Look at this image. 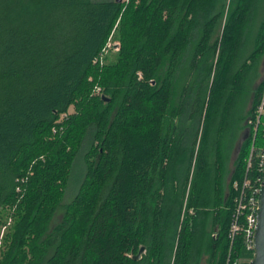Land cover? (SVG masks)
Masks as SVG:
<instances>
[{
	"label": "trees",
	"instance_id": "trees-1",
	"mask_svg": "<svg viewBox=\"0 0 264 264\" xmlns=\"http://www.w3.org/2000/svg\"><path fill=\"white\" fill-rule=\"evenodd\" d=\"M116 23L130 61L122 83L119 64L93 63ZM262 55L264 0H0V229L11 221L0 264H249L243 231L229 232L234 182L256 173L248 119L262 81L246 115L236 107ZM236 121L248 135L224 195ZM51 131L63 138L39 161Z\"/></svg>",
	"mask_w": 264,
	"mask_h": 264
},
{
	"label": "rangeland",
	"instance_id": "rangeland-1",
	"mask_svg": "<svg viewBox=\"0 0 264 264\" xmlns=\"http://www.w3.org/2000/svg\"><path fill=\"white\" fill-rule=\"evenodd\" d=\"M129 0H123V2L127 3ZM137 1V0H136ZM137 3V2H136ZM225 13L223 17L221 18L220 21V26L218 27L216 34H221L222 33V29H223V25L225 23ZM126 30L125 28H121L117 23L115 24V26L113 27L109 37L106 40V43L104 45V47L102 48V50L100 51V53L94 58L93 63L98 65V66H103L105 64H119L121 68L118 69V71L114 74V80H118V83H122L125 79V77L127 76V72L129 71L128 69V64H129V60H127L128 56H127V45H123L125 42H127V36L125 34ZM138 77H141L143 72L142 70H139L136 72ZM135 74V75H136ZM264 73L262 72V57H260V60L257 61L255 67L253 68L252 72H251V81L249 84V88L248 90L245 92L244 96H243V101H242V105H238L237 108V112L236 115L241 116V114L243 116L246 115L247 110L250 106V93L252 90V87L255 86V84L258 82V80L262 77ZM161 77H156V81L159 83V81ZM155 83V81H154ZM92 93L98 95V96H103L106 95L102 92V88L101 86L99 87V85H97V83H95L93 89H92ZM107 96H111L110 94H107ZM74 111V106H70L68 109V112L71 113ZM63 118V115L60 116L59 121ZM237 124V125H236ZM240 124V126H239ZM235 126H237V140L235 141V144H233V147L230 149V151L227 153V151H225V154L227 153V155H229L225 161H224V195H226V192L228 191V182L230 180V177L234 171V163L235 160L238 156V151L240 149V147H238V141L242 136V132H243V128H244V123L241 122H235ZM62 129V128H61ZM60 129V131H61ZM59 131V134H61ZM239 133V135H238ZM56 135V133L54 131L48 132L47 135H45V140L47 141V143H51V145L49 147H47L46 149H44V151L41 153L39 161L40 160H44L45 158H47V155L49 156L51 153L54 152V148L56 147V141H60L62 140V136L60 135ZM63 134V133H62ZM236 139V138H235ZM74 139H70V141H68L67 145L65 144V149L68 150L71 145L73 144ZM257 145H261L260 142L257 143ZM241 146V145H240ZM246 151V150H245ZM250 151V149H249ZM231 155V156H230ZM83 170V165L82 163L76 165L73 168V172L71 173V177L70 180L67 184L66 190L63 194V198H60V202L56 208V211L54 213V216L52 218V221L48 224L49 227L54 225L55 223H57L59 220L62 219L63 215H64V204L68 203L72 196L74 195V193L76 192L77 188H78V178L80 177V173ZM66 169L63 170V174L64 177H66ZM84 172V170H83ZM33 173V170L31 167H29L26 171V176H30ZM26 178V177H25ZM59 178V177H58ZM28 179V177L26 178ZM62 179H59V181H61ZM6 211H9V209H7ZM10 212V211H9ZM187 212H189V214H191V210L187 209L186 207L183 208V212H182V216L186 215ZM10 218H7V223L5 226H3L0 229V244L1 241L3 242V240H5V237L2 239L4 233H7V229H5L7 226H9L10 224ZM11 227V226H10ZM5 236V235H4ZM2 247L0 248V257L2 254V251L4 250L3 248L6 247L5 245H1ZM170 264H172V260L170 262ZM198 264H203V262L198 263Z\"/></svg>",
	"mask_w": 264,
	"mask_h": 264
},
{
	"label": "built area",
	"instance_id": "built-area-1",
	"mask_svg": "<svg viewBox=\"0 0 264 264\" xmlns=\"http://www.w3.org/2000/svg\"><path fill=\"white\" fill-rule=\"evenodd\" d=\"M262 88L258 95L254 114L248 119V124L252 129V143L246 160V171L252 168L256 173L252 179L245 174L241 185L235 181L234 188L240 187L238 195L235 197V214L230 223L229 235L233 237L237 231H243L246 249L253 252V233L256 225V213L258 209V195L261 182L264 178V74ZM262 135L261 145H256L257 135ZM243 216L244 224L239 223L238 218ZM214 237L217 232H213ZM239 260L232 261L228 257L226 264H237Z\"/></svg>",
	"mask_w": 264,
	"mask_h": 264
},
{
	"label": "water",
	"instance_id": "water-1",
	"mask_svg": "<svg viewBox=\"0 0 264 264\" xmlns=\"http://www.w3.org/2000/svg\"><path fill=\"white\" fill-rule=\"evenodd\" d=\"M117 2H121L122 0H116ZM262 77L258 80L262 81ZM256 86V84H255ZM254 86V88H255ZM105 100H108L104 95L102 96ZM253 96H251L250 105L252 102ZM248 135V128H245L241 138L238 141V147H240L242 141ZM253 254L249 261V264H264V178L261 182L260 191L258 195V209L256 213V225L253 233ZM145 247L141 246L138 253L133 257L134 259H138L141 256V253L144 251Z\"/></svg>",
	"mask_w": 264,
	"mask_h": 264
},
{
	"label": "flooded vegetation",
	"instance_id": "flooded-vegetation-1",
	"mask_svg": "<svg viewBox=\"0 0 264 264\" xmlns=\"http://www.w3.org/2000/svg\"><path fill=\"white\" fill-rule=\"evenodd\" d=\"M261 57H262V72L264 73V55H262Z\"/></svg>",
	"mask_w": 264,
	"mask_h": 264
},
{
	"label": "crops",
	"instance_id": "crops-1",
	"mask_svg": "<svg viewBox=\"0 0 264 264\" xmlns=\"http://www.w3.org/2000/svg\"><path fill=\"white\" fill-rule=\"evenodd\" d=\"M259 60H260V58H259ZM259 60H258V61H259ZM140 257H141V256H140Z\"/></svg>",
	"mask_w": 264,
	"mask_h": 264
}]
</instances>
